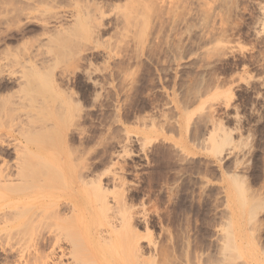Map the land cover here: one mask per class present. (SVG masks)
<instances>
[{
  "label": "rangeland",
  "instance_id": "rangeland-1",
  "mask_svg": "<svg viewBox=\"0 0 264 264\" xmlns=\"http://www.w3.org/2000/svg\"><path fill=\"white\" fill-rule=\"evenodd\" d=\"M78 6L89 26L72 43L43 32ZM34 66L54 80L48 101L71 103L61 120L39 111L57 125L40 152L90 183H74L80 214L63 185L33 203L1 186L0 264H71L69 240L108 227L129 252L98 263L264 264V0H0L1 147Z\"/></svg>",
  "mask_w": 264,
  "mask_h": 264
},
{
  "label": "bare ground",
  "instance_id": "bare-ground-1",
  "mask_svg": "<svg viewBox=\"0 0 264 264\" xmlns=\"http://www.w3.org/2000/svg\"><path fill=\"white\" fill-rule=\"evenodd\" d=\"M70 4L72 2V0H69ZM30 5V4H29ZM33 5V4H32ZM32 7L30 6V9ZM90 6L88 8L86 7H72L71 9L66 10L65 14H55L53 15V21H51V23H53V25L50 26L53 27L51 28L48 25V22H46V24H44L43 27V32H45L46 34H50V35H55L56 36V40L58 39L57 36L61 33V39L60 40V44H64V42H70L72 39V37L78 36L76 34L78 33H72L74 28H80L82 30H86L89 26V23L87 20H85V18L87 17L86 14H89L90 11ZM99 13H103L102 10V6H99L98 9ZM84 17V19H82ZM65 31L64 35L63 32ZM85 33V31H84ZM74 34V35H73ZM82 35V34H80ZM60 36V35H59ZM81 37V36H80ZM77 39V38H76ZM79 39V38H78ZM59 40L58 42H52L51 46H59ZM63 41V43H62ZM74 41V40H73ZM57 43V44H56ZM72 43V41H71ZM69 44V43H68ZM59 48H61V46H59ZM65 48V47H63ZM50 49H54V48H50ZM54 51V50H53ZM30 56L32 59V61H34V64L36 65V62L39 58H35L36 54H34L33 52L30 53ZM34 58V59H33ZM49 58L47 57V59H43L41 57L40 59V63H44L45 61H48ZM37 67V66H36ZM34 66L33 69H29L31 72L33 71V75L31 77H29L31 75V73L29 74L28 77H19V79H17L18 83L16 82V84L19 86L18 87H22L24 89L23 92H26V95H35L32 98V96H30L31 98H28L30 104H24V108L25 106L28 107L29 109L25 110L23 114H20L19 120L17 119L18 117L15 116L13 114V116H15L14 118H16L18 120V122H25L24 125H21L20 127L17 128L16 132L17 134H12L9 133V136L11 138V140L9 142H4V140H2L1 142H3L4 144L6 143L7 147H12L13 151H14V159L12 161V163H2L3 166H0V187H5L8 188L10 190V194L12 197H15L16 200L21 201L22 203H30L33 201H37L39 196L36 194H32V193H38V192H42L48 189L49 185H53L56 186L55 188L60 189V185H63L64 187H66V189L68 190V193L70 194V198L67 199V202L65 203V205L62 203V207L64 208H68L71 212V214H73V212H77L78 214H80L82 212L81 208L78 206V200L76 198V195L78 196L79 194V185L74 184L76 183H81L83 182V184H85L84 186H89L88 180H84L82 181L83 177L81 175H76L77 180H71V174L68 171L67 167L66 169L65 164L63 161H59L58 164L53 165V161L50 160L49 157L46 156V153L42 154V152H40V148L45 144V139L49 140L48 138L52 137V127H54L53 129H55V127H57L56 123L53 122L52 125H48L49 123L46 122V120H44V118L42 119L40 116L39 111L43 110V109H48V108H52V110H55V113H57V117H59L61 120V117L63 116V118L65 116H71V110L69 109L68 106H70V102L67 100V95H66V102L58 100L59 102H57L56 98L53 97V99L56 101L55 104H51V101H48L50 97H45L46 95H44V92L46 91V89H51L53 88V83L54 80L53 78L49 77V72L47 74H49L47 77H42L41 72L39 71V68H36ZM45 73L47 71H44ZM50 79H49V78ZM24 86V87H23ZM26 86V87H25ZM28 88V90L30 91H26V89ZM22 89V90H23ZM41 91H43L42 93H40ZM48 91V90H47ZM38 93V94H37ZM40 93V94H39ZM37 94V95H36ZM41 94H43L40 99H38V96H40ZM23 95V94H22ZM65 95V94H64ZM20 96V98H19ZM61 96V94H60ZM44 99H43V98ZM18 102L17 103L21 104V98L22 100L26 99L27 97L18 95ZM52 98V96H51ZM35 100V103L37 104H33L32 100ZM62 99V98H59ZM31 100V101H30ZM37 100V101H36ZM61 101V102H60ZM54 102V101H53ZM68 102L70 103L68 105ZM50 103V105H49ZM1 104V103H0ZM18 104V105H19ZM2 105V104H1ZM30 105V106H27ZM64 105H68L67 107H65ZM23 106V105H22ZM20 106V107H22ZM69 109V110H67ZM10 115V114H9ZM13 116H9L11 117V119L13 118ZM8 117V116H7ZM62 118V119H63ZM15 119V120H16ZM37 119V124H35L33 120ZM42 122H38L40 120ZM16 120V121H17ZM33 121V122H32ZM56 121V120H55ZM34 123V124H33ZM9 128H13V127H9ZM14 129V128H13ZM51 129V130H49ZM51 132V134H50ZM45 133V135H44ZM49 134L51 135L49 137ZM46 136V137H45ZM48 137V138H47ZM53 139V137L51 138ZM50 139V140H51ZM55 139L58 140V143H61V141L65 142V136L61 134L55 136ZM54 139V141H52V143H54L56 140ZM56 143V142H55ZM2 145V144H0ZM4 146V145H3ZM2 146V147H3ZM6 146H4L3 148H5ZM1 147V146H0ZM1 147V148H2ZM8 149V148H6ZM1 151H3L2 149H0ZM0 151V152H1ZM5 151V149H4ZM3 151V152H4ZM51 156V153H48ZM70 164V162H69ZM66 172V173H65ZM81 184V185H83ZM47 188V189H46ZM87 191V190H86ZM82 196V193L80 194ZM88 199H86V203H88ZM12 200V199H11ZM15 200V201H16ZM13 201V202H15ZM9 205H1L0 206V211L2 212V214L4 216H6V213H4V208H6ZM108 225V224H107ZM95 229V227H94ZM115 231V230H114ZM114 231H111V228L108 227L107 229H105V234H101L100 232H97L92 234H86V239L84 241H80V240H69L70 244L69 245V253L62 250L61 251V256L60 259L65 255H69L71 256V264H84L83 261L80 258H83L85 260H88L90 263L92 264H106L107 262H102V263H98L97 261H95L94 256L96 254H100L101 252H108V249L113 247H121L122 246V250L121 252L127 253L129 252V241L128 238L124 237L125 239L123 241H119L118 239V235H113ZM67 255V256H68ZM59 258V257H58ZM60 259H58L59 261L56 260V262L60 263ZM67 264H70V262H68ZM110 264V263H107Z\"/></svg>",
  "mask_w": 264,
  "mask_h": 264
}]
</instances>
